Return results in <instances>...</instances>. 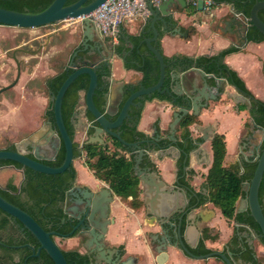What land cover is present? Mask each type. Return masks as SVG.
Masks as SVG:
<instances>
[{"label":"water","instance_id":"water-1","mask_svg":"<svg viewBox=\"0 0 264 264\" xmlns=\"http://www.w3.org/2000/svg\"><path fill=\"white\" fill-rule=\"evenodd\" d=\"M67 2L68 0H54L46 9L36 13L18 11L0 6V28L35 31L43 26H53L64 21L81 19L80 24L83 29L82 46L84 47V50L88 51V55H92L101 50L104 44L95 41V37L99 35L100 31L95 26L92 14L98 8L106 7L108 0H78L69 5ZM204 3V0L198 1L197 10L199 13L204 12ZM147 5L152 13L151 26L131 24L130 27L132 32H138V35L147 36L144 41L160 63L158 82L153 86L145 87L141 82L142 73L134 69L126 68L125 85L121 84L117 89H113L110 87V81L108 82V102L106 112L103 113L96 106L94 101L95 92L99 87L98 69L101 68L102 65L85 56H81L75 61L74 58L78 55V51H76L74 58L70 62V66L73 67V73L68 76L57 94L50 92L51 99L54 100L55 127L52 122H49L48 129L42 128L39 131L30 134L27 138L23 139L19 145H17L16 151L1 149L0 160H12L22 164L24 167L52 175L63 173L69 169L75 161V147L74 140L72 139L64 121L62 105L65 94L71 84L80 75L88 74L91 79L89 88L85 94L86 108L94 115L98 126L95 128L94 134L89 136L87 142L105 144V136L112 135L119 139L124 145L136 149L137 157L134 169L136 174L140 177L141 186L144 188L145 204L147 206L146 214L153 221L162 219V223H164L169 220L173 205L179 198V195L174 194L178 191L173 190V186L162 179L157 171L142 167L141 163L143 158L149 152L142 149L139 142H127L122 138L121 132L116 130L121 128L126 119L130 117L132 107L142 106V99L145 96H151L153 93L159 92L161 94L169 95L171 101L166 102L169 103L171 107L176 108L173 112L172 121L169 124V131L171 134L170 139L176 141V133L181 119L190 113L191 110L192 114L199 116L201 110L209 106L210 101H216L222 96L225 87L230 83L223 77L207 73L204 69L194 66L188 70L173 72L171 75L172 83L170 86H166V70L168 65L164 60L161 49L157 45L161 35L165 34L160 22L156 24L157 19L155 18L159 16L158 20H161L167 25V18H170L169 15L172 12V8H175L176 11L180 12L182 9H187L188 5L186 0H164L158 5L154 4L151 0H148ZM231 9L234 11V14L230 21H227L225 30L233 40V47L238 48L239 51L233 52L232 56L227 55L225 62L232 69L237 71L238 75L245 82L247 88L257 98L264 101V41H250L247 36L250 25H254L264 34V21L259 15V12L264 10V0L256 1L249 18L236 10L233 5ZM119 33H123L122 27L119 28ZM125 38L130 42L128 36H125ZM131 45L134 46L133 43H131ZM104 59L108 60L107 64H109L111 54H107ZM16 62L18 65V74L15 81L10 86L2 88L0 93L13 87L19 81L21 68L19 61L16 60ZM188 71L195 73L196 76L191 78L188 75ZM127 85H130L131 88L135 87V85H140V88L134 91L126 100L117 119L112 120L106 114L113 117L118 113L119 107L124 100V95L127 90L125 87H127ZM234 87L238 93H234L230 97H232L235 103L239 104L240 102H246L250 105L249 98L239 91L236 86ZM137 99H140V101L137 102ZM74 117L78 118V114H75ZM90 127L91 123L88 128ZM197 129L203 134L201 141L195 140L198 145H201L204 141L213 139V125H198ZM249 129L250 135L241 141L238 162L239 164L248 162L245 161V159L251 157V159L258 160V165L252 180L243 184V190L247 195L239 200L237 212L250 210V214L259 224L262 236L264 237V208L260 201V187L264 178V127L257 125L251 118ZM251 135L258 141V145L254 150L253 146H251L253 143V141L250 140ZM152 140L158 141L159 136ZM62 143H64L66 148V157L62 165L53 167L41 161L45 159H54L58 154ZM49 150L50 154L48 153ZM29 153H32L34 157L29 156ZM12 167L15 168V166ZM20 171L24 174L22 169ZM69 195L72 196L70 200L74 201L78 206H70L66 208V213L71 222L80 219V223L67 235L56 231H46L32 215L5 199L1 194L0 209L20 221L23 225V229L30 231L39 241L40 246L37 249L35 256H39L41 251L45 250L55 264H68L61 247L58 245L54 237L56 235L60 237H70L81 224H86V226L88 225L87 229L89 230V238L86 241V247L92 250L96 249L99 251V255L102 256L93 257L95 259L94 264H100L102 261H105L106 264H136L138 261L136 257H130L120 262L121 254L117 247L106 250L104 249L103 240L108 234L110 225L115 222L114 219L109 217L110 204L115 200L114 192L111 188L109 186H104L101 189H98V191H90L89 189L77 187L76 189H72L69 192ZM78 209L81 210L80 213L75 212ZM214 216L215 211L207 207H204L197 213L189 216L187 218L188 225L185 233L182 234L181 228H179V240L177 242H167L165 237L159 238V235L156 234L155 240L158 245L155 251L157 257H159L160 263L168 257V247L171 246L182 250L187 256L196 259L220 256L226 264H246L241 260H234L232 252H229V256L222 251H213L204 255H195L191 252L188 246L192 248L196 247L200 239V229L198 225L209 223ZM165 218L167 219L166 221H164ZM181 224L182 218L180 227ZM192 227H195L197 231L194 241H190L188 237V234L191 233ZM240 227H242V231H239ZM235 230L242 245H250L251 248H254L255 246L256 251V243L261 241L259 235L249 227L238 223H235L234 225L233 234L235 233ZM24 246L31 247L29 244Z\"/></svg>","mask_w":264,"mask_h":264},{"label":"trees","instance_id":"trees-1","mask_svg":"<svg viewBox=\"0 0 264 264\" xmlns=\"http://www.w3.org/2000/svg\"><path fill=\"white\" fill-rule=\"evenodd\" d=\"M53 1L54 0H0V6L18 11L36 13L46 9ZM77 1L78 0H68L67 4H73ZM213 1L214 7L224 3L232 4L236 10L249 18L251 16L252 8L257 0ZM187 10L190 15L198 12L197 9H193L190 6L187 7ZM259 15L264 21V10H261ZM122 31L123 33L119 34L118 43L114 45L115 53L124 58L127 69H134L142 73L141 82L145 87L155 85L159 80L160 63L144 41L147 36L131 34L123 28ZM125 36L129 37V41L133 43L134 46L129 45ZM247 36L250 41H264V34L254 25H250ZM110 40H112V38H110ZM157 45L163 53L161 39H159ZM237 51H239V49L232 46L215 55H200L192 57L181 53L173 56L163 54L164 60L168 65L166 70V86L171 85V75L174 71L188 70L191 67L198 66L204 69L207 73H212L225 78L230 84L236 86L239 91L249 98L250 105L240 104L239 110L247 109L252 120H254L257 125L264 127V101L257 98L247 88L245 82L238 75L237 71L232 69L225 62L227 55ZM111 72L110 66H104L98 69L99 87L95 92L94 101L96 106L103 113L106 112L107 108L109 93L108 79L111 76ZM71 73H73L72 68L70 70L61 71L51 77L48 80L49 90L54 94H57L62 84ZM90 79L91 78L88 74L80 75L71 84L63 100L62 111L64 121L72 139L74 140V158L78 159L84 154L85 164L94 173L96 178L105 182L114 194L120 197L122 201L127 203L130 207L139 210L144 206V200L142 198L143 188L141 186V180L134 169L137 157L136 149L124 145L119 139L112 135L105 136V144L88 143L87 141L89 137L82 144L75 141V130L71 121L77 107L80 105V100L82 98L81 94H86L89 88ZM126 88L127 90L124 95V100L119 107L118 113L113 117L106 114L112 120L117 119L126 100L134 91L140 88V85H135L133 88H131L130 85H127ZM155 98L162 101H171L169 95L161 94L159 92H155L151 96H145L142 99V106H134L131 109V112L135 115V120L132 125H130L129 121H126L121 128L116 130L121 132L122 138L127 142H139L142 149H146L149 145L148 142L152 141L149 135L139 130V122L145 102ZM136 101L138 102L140 99H137ZM46 116L55 127L54 100L50 101ZM86 118L91 123V127L88 130V136H91L94 134L98 123L96 122L94 115L87 108ZM195 123H200V120L198 119V116H195L192 113H188L181 119L178 127L179 134H177L180 143L186 142L188 146L193 145V136L190 127ZM161 142L166 145L169 140L167 138H162ZM211 144L213 160L203 182V193H201L202 201L200 206L212 203L214 207L220 209L222 215L230 224L234 222L249 227L259 235L260 240L264 243V237L262 236L260 226L250 214V210L237 212L239 200L247 195L243 190V184L252 180L258 165V160L243 162L235 166H226L225 158L227 155V147L225 135L216 133ZM152 148L154 149L155 145H152ZM1 149L17 150L15 145H11L8 148L0 147V150ZM65 157L66 148L64 143H62L57 160L54 162L47 161V163H50L48 164L50 166L57 167L62 165ZM4 165H12L17 169H22L24 172V179L20 185L0 184V194L11 203L32 215L46 231H56L64 235L71 233L73 225L68 220V215L64 209V201L67 196V191L78 178V172L75 165L72 164L65 172L56 175L35 171L12 160H0V167ZM188 165L189 163L185 162V156H182L178 162L179 177L185 174V167ZM141 166L150 167L152 170L157 169L155 163L149 156H144ZM190 173L194 174L192 170ZM185 182L190 185V181L186 180ZM260 201L263 206L264 178L260 187ZM0 217L4 219L0 225L1 227L7 226V224L14 219L13 216L2 209H0ZM17 222L20 223L18 220ZM239 231H242V227H240ZM208 232L209 229L206 228L204 230L205 236L198 246L195 249H190L193 254L204 255L212 252V250L205 245V239L208 236ZM72 236H74V233L70 237ZM23 243H30L36 250L40 246L36 237L27 229H25L23 233ZM121 248L123 249V252H125L124 248ZM61 249L68 264H92L93 262L89 254L83 253L79 251V249H63L62 247ZM21 251L23 252L24 257L21 258V261L15 264H55L45 250L41 251V257L38 258L25 257L32 252V250L27 247L22 248ZM229 252H232L233 258L236 261L241 260L246 264H263L259 258H257L255 249H252L246 244L242 245L239 236L236 234V230L227 242L224 250V253L228 256ZM215 257L222 261L223 264H226L220 256Z\"/></svg>","mask_w":264,"mask_h":264},{"label":"crops","instance_id":"crops-1","mask_svg":"<svg viewBox=\"0 0 264 264\" xmlns=\"http://www.w3.org/2000/svg\"><path fill=\"white\" fill-rule=\"evenodd\" d=\"M231 8L232 4H221L215 6L213 12L210 14L206 12H197L192 15L188 13L187 9H182L179 12L176 11L175 8H172V12L169 15L170 18H167V25L161 20H158L159 16L156 17V24L160 22L165 34L160 37L163 54L173 56L181 53L197 57L200 55H215L226 48L232 47L233 40L225 30L227 21H230L234 14V11ZM131 24L151 26L152 13L151 10L148 9V5H146V10L140 16L135 19H126L122 26V28L127 30L128 33L138 35V32H132L130 27ZM79 35L80 41L83 40V29L81 24ZM54 38L55 36H48L46 40L43 39L45 41L40 45V48L46 50L48 44L52 42ZM107 40L108 38H106L101 32L95 37V41L97 43L103 42L104 46L94 55H96V60H100L107 54H111L110 65L112 73L109 78L110 87L117 89L121 84L125 85L126 83L125 61L122 56L115 53L114 46ZM24 44L25 41H21L14 50L22 52L23 49L21 47ZM229 55L232 56V53ZM14 59L15 61L17 60L15 57ZM19 63L21 68L19 81L13 87L2 92L4 95H7L8 92L13 91L14 95H21V98L17 102L18 105L15 106V111L9 108L3 109L0 107V136L4 138L5 136H11L12 134L14 138L9 141L8 146L15 145L16 147L22 139L26 138H17L22 131L32 130L35 126H38L36 129L32 130L31 133H34L42 128L43 123L47 125V129L49 128L47 121L50 120L46 116V111L49 108V103L52 99L51 91L48 88V80L62 71L60 70L59 72L50 75V66L43 61L38 62L37 65L33 67L26 66L25 61H19ZM180 71L181 70H176L174 72ZM188 75L191 78L196 76L195 73L190 71H188ZM5 80H7V78H5ZM234 93H238L235 87L231 84L227 85L219 101H212L210 107L202 109L198 116L200 123H195L190 127L193 138H199L202 134L197 129L198 125H213L214 136L216 133L225 135L227 147V155L225 158L226 166H235L239 164L238 155L240 153L241 141L250 135L249 123L251 117L249 112L247 109L239 110L240 104L248 103L240 102L239 104H236L232 97H230ZM34 95H49V102L44 112L46 121L41 125H38V123L33 125V123L37 122V118L40 115L39 108L38 113L32 114L34 109L33 105L38 107L34 100ZM81 96L82 98L79 105L80 113L78 118H72L71 123L75 133H77L81 140L84 141L87 137L86 131L90 122L86 118L85 94L82 93ZM24 103L27 104L26 107L22 105ZM9 104L10 103L7 102L6 107H8ZM174 111V107H171L166 101L157 98L152 101H146L138 126L139 130L143 131L150 137L154 134L156 125H159L163 131H166L169 128ZM177 133L179 134V132ZM211 142L212 140H208L199 145L197 152H194L192 155L191 164L188 167V169H190V171L192 170L194 173L193 177L190 179V183L198 191H203V182L213 160ZM177 156L178 155L168 156L163 154V152H157L151 155V159L159 169L161 176L170 184L174 183L176 179L175 159ZM74 165L78 172V184L87 185L93 191H98V189L108 186L105 182L96 178L94 173L86 166L83 158H81V160L75 159ZM14 169L11 166V170L15 172ZM199 170L203 171V176L198 175ZM196 185L199 187L197 188ZM114 196L115 200L112 203V216L113 219H115V222L110 227L107 241L115 246L123 247L125 245L124 249H126V253L129 254L128 256H133L138 259L136 264H223V262L215 256L196 259L187 256L182 250L171 246L168 247V257L160 263L157 253L152 251L149 244H147L146 237H144V240L140 237L144 230H141L140 222L137 219L139 211L130 207L117 195L114 194ZM204 207L214 210L215 216L209 221V223L198 225L200 235L203 229L205 230L208 228V236L205 239L206 247L211 249L212 252L222 251L224 253L227 242L233 236L235 223L233 222L230 224L222 215L220 209L214 207L212 203H207ZM136 219L138 221L137 224L135 222ZM154 223L155 221L150 217L145 218L146 225L155 227ZM129 230L130 233L128 232ZM134 230H138L136 233L138 235L133 233ZM153 230H157V227ZM191 230L192 231L188 234V237L190 238V241H194L197 231L195 227H192ZM204 236L205 234L203 233L202 239ZM64 244L66 245V248L62 247L63 249H79L77 248L79 245L76 238H65ZM79 251L83 253L85 252V250L81 249H79ZM256 255L264 264V243L262 241L256 243ZM128 256H125L124 258H127Z\"/></svg>","mask_w":264,"mask_h":264},{"label":"flooded vegetation","instance_id":"flooded-vegetation-1","mask_svg":"<svg viewBox=\"0 0 264 264\" xmlns=\"http://www.w3.org/2000/svg\"><path fill=\"white\" fill-rule=\"evenodd\" d=\"M106 38H108L107 41L110 42L111 45H113V46L115 44H117L118 40H119V38H118L117 41H114L113 38H112V40H110L111 37H107V36H106ZM82 41L83 40L79 41V43L74 47V49L72 50V52H71V54L69 56L67 64L63 67L62 71L70 70L71 68L73 69V67L70 66V62L74 58V54H75L76 51H78V55L74 58L75 61H77V59L80 58L81 56H85L88 59H91L92 61L98 62L99 64L102 65V67H104V66H110L111 67L110 62H109V64H107L108 60L104 59V57H106L107 55L102 57V59H100V60H96L95 59V56H96V55H94L95 53L92 54V55H88V51L84 50V47L82 46ZM129 45L132 46L131 42H129ZM109 81H110V79H108V82ZM220 99H221V97L218 100H216V101H219ZM211 102L212 101H210V103ZM210 103H209L208 107H210ZM174 109L176 110L175 107H174ZM191 111H190V113H191ZM79 113H80V109H79V106H78L76 111H75V113H74V115L75 114L79 115ZM74 115H73V118L76 119L74 117ZM134 120H135V115L130 111V117H128L126 119V121H129L130 125H132ZM49 122L50 121H47V123H49ZM46 127H47V125L45 123H43L42 128H46ZM42 128H40V129H42ZM88 130H89V128L86 131V136H87L86 138L89 137L88 136ZM177 134L178 133H176V137H177ZM75 136H76V133H75ZM157 136H159V140L158 141H155V140L153 141L152 139L156 138ZM202 136H203V134H201L199 138H193V145L192 146H188V144L186 142L180 143V139L178 137H177L176 141H172L170 139L171 134H170L169 128L166 131H163L160 128L159 125H156L154 134L151 136V141L152 142H148L149 145L147 146L146 149H144V150L149 152L146 156H149L150 159H151V155L154 154V153H157V152H163V154H166L168 156L178 155L177 158L175 159L176 179H175L174 183H172V184L168 183V184L173 186V190H177L178 191V192H176L174 194L175 195H179V198H178V200H176V203H174V205H173V210L170 212L169 220H167L165 218L164 221H166V220L167 221L162 223L163 222L162 219H157V220H155V223H154V226L157 227V230H152V231L151 230H146V231L142 232L146 236L147 244H149L150 249L152 251H154V252H156L155 250H156L157 245H158L157 241L155 240V235L156 234L159 235V238L165 237L167 242H177L179 240V237H178L179 228H181L182 234H184L186 229H187V225H188L187 224V218L189 216H192L194 213H197L200 209H203L204 206H205V205L200 206V203L202 201L201 193H203V191L202 190L198 191L191 185V183H190V185H188L185 182L186 180L190 181L191 177H193V174L190 173V169H188V167L191 164L192 155L194 154V152L195 153L197 152L198 147H199V145L195 142V140L196 141H201ZM162 138H167L169 140L168 144H166V145L163 144L161 142ZM250 140L253 141L251 146H253V150H254L255 147L258 145V141L252 135L250 137ZM75 141H76V138H75ZM152 145H155L154 149L152 148ZM10 146H8V147H10ZM8 147H4V148H8ZM48 153L50 154V150H49ZM28 155L31 156V157H34V155L32 153H29ZM57 156H58V154L52 160H46L45 159V160H41V161L44 162L45 164H50V163H47V161L54 162V161L57 160ZM182 156H185V162H188L189 165L187 167H185V174L183 176L179 177L178 176V162L182 158ZM254 158H255V155H254ZM254 160L255 159H251V157L245 159V161H254ZM11 166L12 165H4V166L0 167V180L4 181L3 184H17L14 180H10V179L8 180L6 178H7L8 175L10 176V178H14L13 176H15L19 172L22 174V172L20 171L21 169H17V168L14 169L13 168L15 170V172H14V171L11 170ZM146 168L151 169L150 167H146ZM152 171H157L160 174L158 168L156 170H152ZM23 179H24V175L22 174V180L20 181V183L18 185H20L22 183ZM162 179H163V177H162ZM77 187H81L82 189H89L90 191H93L87 185H80L76 181L71 186V188L67 191V196H66V199L64 201L65 212H66V208H68L70 206H74V207L78 206L74 201L70 200V198L72 196L69 195V192L72 189H74V188L76 189ZM142 198L144 200L143 209H144L145 218H146V217H149V216H147V214H146L147 206L145 204L144 188H143ZM80 209H78L75 212L76 213H80V211H81ZM67 217H68V220H69V216H67ZM109 217L113 219V216H112V204H110V216ZM145 218L143 219L144 223H145ZM181 218H182V224H181V227H180ZM3 220L4 219L2 217H0V225L2 224ZM71 223H72L73 229H74L80 223V219H76L75 221H73ZM87 226H86V224H81L75 230L74 236H72V237H60V236L56 235L55 239H56V237H60V238H63V239H65V238H76L78 240V245L83 247V249L85 250L84 253H87V254H89L91 256L92 261H93L92 264H94L95 259L93 257H96V256L97 257H102V256L99 255V251H97L96 249L92 250V249H88V247H86V241L89 238V230L87 229ZM110 227H111V225H110ZM110 227H109V231H110ZM24 231L25 230L23 229V226L20 223H18L15 218L11 222H9L7 224V226H4V227L0 226V264H15V263L21 261V258L24 257V254L21 251V249L27 247V246H24L26 244H29L31 246V247H27V248L32 250V252L30 253V255H27L25 257H35V258L41 257V253H40L39 256H35L37 250L35 249L34 246H32L30 243H23V233H24ZM109 231H108V234H109ZM203 233H204V229L201 231V235H200V239H199L198 244L202 240ZM107 235H106L105 239L103 240L104 249L105 250L109 249V248L117 247L120 250V254H121L120 262H122V261H124V260H126V259H128L130 257H133V256H128L127 258H124L125 257V252H123V249L121 248V246H115V245L110 244L107 241ZM198 244H197V246H198ZM188 247H189V249H195L196 248V247L192 248L190 246H188ZM252 249H255V246ZM100 264H106V263H105V261H102V263H100Z\"/></svg>","mask_w":264,"mask_h":264},{"label":"rangeland","instance_id":"rangeland-1","mask_svg":"<svg viewBox=\"0 0 264 264\" xmlns=\"http://www.w3.org/2000/svg\"><path fill=\"white\" fill-rule=\"evenodd\" d=\"M79 32H80V22L78 20L64 21L59 23L58 25H53V26H43L35 31L0 28V90L4 87L10 86L17 77L18 65L14 57L18 61L21 62L25 61V65L31 67L37 65V63L40 61L48 63V65L50 66L49 68L50 75L62 70L63 67L67 64V61L69 59L72 50L80 41ZM48 36L49 37L55 36V38L54 40H52V42L48 44L46 50L41 49L40 45L44 43V41ZM21 41H25V44L22 45L21 47L23 50L22 52H17L14 49ZM5 78H7V80H5ZM34 96H35L34 100L38 107H35V105H33L34 109L32 108L33 109L32 114L38 113V108H39L40 115L37 118V122L33 123V125H36L37 123L38 125H41L44 121H46V118L44 117V112L49 102V95H34ZM20 98L21 95H14L13 91L8 92L7 95L1 93L0 107L3 109L9 108L15 111V106L18 105L17 102ZM7 102L11 104V105L9 104L8 107H6ZM22 105L24 107L27 106L26 103ZM37 127L38 126H35L32 130L36 129ZM32 130L22 131L19 137L17 138L20 139L22 137H27L32 132ZM12 138H14L12 134L11 136H5L4 138L0 136V147L4 148L8 146V143L10 140H12ZM75 138L77 142L79 143L83 142L77 133ZM81 158H83L85 161L84 154L82 157H79L78 159L81 160ZM198 175L203 176V171L199 170ZM13 177L14 178H10V176L8 175L6 179L14 180L17 184H19L20 181L22 180V174L20 172ZM0 183L3 184L4 181L0 180ZM196 187L198 188L199 186L196 185ZM138 211L139 212L137 214V219L140 222L141 230L152 231L153 229H155L156 227H150L145 223H143V219L145 218L143 207L140 208ZM137 219L135 221L136 224L138 223ZM128 232L130 233V230ZM137 232L138 230H134L133 233L135 235H138L136 234ZM140 237L142 238V240H144V237L146 236L141 233ZM56 241L61 247L66 248L63 238L56 237ZM124 247L125 245L123 246V248ZM77 248L84 250L83 247L81 246ZM124 250H125V256H128L129 254L126 253V249Z\"/></svg>","mask_w":264,"mask_h":264},{"label":"built area","instance_id":"built-area-1","mask_svg":"<svg viewBox=\"0 0 264 264\" xmlns=\"http://www.w3.org/2000/svg\"><path fill=\"white\" fill-rule=\"evenodd\" d=\"M148 0H108L106 7L98 8L92 14V19L97 29L107 37L118 40L119 28L123 26L126 19H135L145 10ZM158 5L164 0H151ZM199 0H186L187 5L197 9ZM204 12L212 13L214 2L204 0ZM71 21V20H68ZM79 22L81 21L78 20Z\"/></svg>","mask_w":264,"mask_h":264}]
</instances>
